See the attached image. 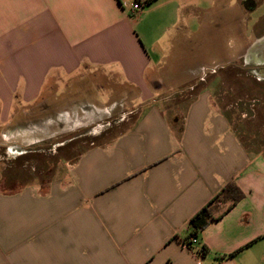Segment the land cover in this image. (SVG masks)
<instances>
[{
    "label": "crops",
    "instance_id": "0c3cea01",
    "mask_svg": "<svg viewBox=\"0 0 264 264\" xmlns=\"http://www.w3.org/2000/svg\"><path fill=\"white\" fill-rule=\"evenodd\" d=\"M233 1L0 0V128H14L55 82L95 70L145 105L129 130L48 188L0 187V264H264V153L249 152L209 90L182 118L158 98L168 56L188 54L197 31L221 30ZM230 32L236 53L247 29ZM253 41L251 60L264 62V31ZM232 180L245 199L184 249L192 218Z\"/></svg>",
    "mask_w": 264,
    "mask_h": 264
},
{
    "label": "rangeland",
    "instance_id": "374dc122",
    "mask_svg": "<svg viewBox=\"0 0 264 264\" xmlns=\"http://www.w3.org/2000/svg\"><path fill=\"white\" fill-rule=\"evenodd\" d=\"M260 1L239 0L243 10L238 0L232 8L223 6L221 30L211 37L197 31L188 54L171 53L166 62L172 57L174 65L164 73L158 97L170 119L182 118L194 98L209 90L251 154L264 153V62L249 55L253 37L264 31V5L251 11ZM235 23L247 29L238 53L230 35ZM233 36L236 40L237 34ZM55 83L39 102L14 117V128L2 124L1 190L48 188L67 177L84 152L129 130L145 108L141 93L101 70L87 72L66 87Z\"/></svg>",
    "mask_w": 264,
    "mask_h": 264
},
{
    "label": "trees",
    "instance_id": "16d2710c",
    "mask_svg": "<svg viewBox=\"0 0 264 264\" xmlns=\"http://www.w3.org/2000/svg\"><path fill=\"white\" fill-rule=\"evenodd\" d=\"M154 0H146V4H151ZM19 191V190H17ZM17 191H6L7 193ZM246 197L243 190L236 181H230L206 206H204L191 220L189 224L190 235L199 237L201 231L206 229L211 223L220 220L234 206L244 200ZM202 251L206 252L205 246Z\"/></svg>",
    "mask_w": 264,
    "mask_h": 264
},
{
    "label": "built area",
    "instance_id": "2783aa9c",
    "mask_svg": "<svg viewBox=\"0 0 264 264\" xmlns=\"http://www.w3.org/2000/svg\"><path fill=\"white\" fill-rule=\"evenodd\" d=\"M133 8L135 10H139L140 9V3L139 2H136L133 5ZM190 232L191 231L188 228L187 229V237L184 240L180 241V244H181V246L184 249L191 251L192 249H194V247H196L200 243V241H199V237H197V236H189L190 235ZM198 264H203V262L202 261H198Z\"/></svg>",
    "mask_w": 264,
    "mask_h": 264
}]
</instances>
